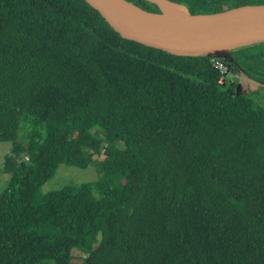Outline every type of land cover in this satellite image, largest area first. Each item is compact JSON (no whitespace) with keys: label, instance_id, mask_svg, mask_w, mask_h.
<instances>
[{"label":"trees","instance_id":"1","mask_svg":"<svg viewBox=\"0 0 264 264\" xmlns=\"http://www.w3.org/2000/svg\"><path fill=\"white\" fill-rule=\"evenodd\" d=\"M226 51L264 84V40ZM211 59L125 39L84 0H0V142L23 162L0 194V264H264V106ZM100 149L96 181L41 193Z\"/></svg>","mask_w":264,"mask_h":264},{"label":"water","instance_id":"2","mask_svg":"<svg viewBox=\"0 0 264 264\" xmlns=\"http://www.w3.org/2000/svg\"><path fill=\"white\" fill-rule=\"evenodd\" d=\"M121 37L174 55L197 56L264 40V4L243 5L215 13L190 14L168 0H147L160 13L140 10L124 0H84ZM161 4L184 11L164 15Z\"/></svg>","mask_w":264,"mask_h":264},{"label":"rangeland","instance_id":"3","mask_svg":"<svg viewBox=\"0 0 264 264\" xmlns=\"http://www.w3.org/2000/svg\"><path fill=\"white\" fill-rule=\"evenodd\" d=\"M166 15L165 12H163ZM212 58L220 59L224 62L227 72L224 76V83L235 88L236 93L243 94L250 98L254 106H264V84L253 80L245 75V70L241 65L235 64L232 60H228L226 50L218 53H212ZM254 75V72H251ZM35 132L40 135L44 132V125L39 124ZM38 138V139H39ZM115 149L121 148V144L117 143ZM11 145L7 142H0V194L7 188L9 177L12 173L20 174L23 162L16 154L10 153ZM100 154L92 157V162L85 169H79L73 166L59 165L51 179L41 186V193L46 194L51 191L60 190L63 187H77L81 184L91 183L98 179L95 168V162L102 161L104 156ZM73 261L79 263L84 253L78 250L72 251Z\"/></svg>","mask_w":264,"mask_h":264},{"label":"built area","instance_id":"4","mask_svg":"<svg viewBox=\"0 0 264 264\" xmlns=\"http://www.w3.org/2000/svg\"><path fill=\"white\" fill-rule=\"evenodd\" d=\"M211 62H212V67L220 73L219 84H224L223 79L227 72V68L224 65V62L217 58H212Z\"/></svg>","mask_w":264,"mask_h":264},{"label":"bare ground","instance_id":"5","mask_svg":"<svg viewBox=\"0 0 264 264\" xmlns=\"http://www.w3.org/2000/svg\"><path fill=\"white\" fill-rule=\"evenodd\" d=\"M163 7L168 10V13L166 12V10ZM161 8L167 15H170V16H178V15H181L184 13L183 10H181L175 6L168 5V4H161Z\"/></svg>","mask_w":264,"mask_h":264}]
</instances>
